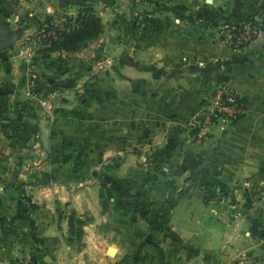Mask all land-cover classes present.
<instances>
[{
	"label": "rangeland",
	"instance_id": "obj_1",
	"mask_svg": "<svg viewBox=\"0 0 264 264\" xmlns=\"http://www.w3.org/2000/svg\"><path fill=\"white\" fill-rule=\"evenodd\" d=\"M168 1L69 0L55 13L74 14L91 4L103 22L96 37L47 51L33 27L6 48V60L0 57V66L14 76L0 97V117L6 122L0 217H69L62 227H68L72 237L67 240L75 246L52 261L38 259L41 264H134L135 255L158 251L155 264L163 263V251L165 264L171 259L173 264L185 252L176 234L187 229L184 217L208 215L210 202L221 198L230 207V188L198 184L206 172L202 163L193 160L182 169L185 160L149 152L147 111L132 107V41L160 25L163 15L157 10ZM5 4L7 15L11 5ZM238 8L231 2L227 13L215 11L219 34ZM17 18L11 21L15 26ZM130 19H137L133 30ZM138 101L145 108L146 100ZM7 202H16L19 211L4 208ZM250 231L262 237L264 247V223L253 222ZM109 245L118 249L109 253ZM140 261L146 264V255Z\"/></svg>",
	"mask_w": 264,
	"mask_h": 264
},
{
	"label": "crops",
	"instance_id": "obj_2",
	"mask_svg": "<svg viewBox=\"0 0 264 264\" xmlns=\"http://www.w3.org/2000/svg\"><path fill=\"white\" fill-rule=\"evenodd\" d=\"M68 1L19 0L9 15L0 7V21L19 36L37 28L45 13L61 10ZM231 2L255 16L263 15L264 0H169L157 10L163 15L158 14L163 18L160 25L147 34L140 32L130 50L132 107L147 111L143 121L149 126V152L185 160L182 169L199 159L202 170L219 174L233 199L230 207L222 205L225 198H221L210 202L213 208L208 215L196 212L184 217L182 227L187 229L176 234L185 252L173 264H231L232 260L252 264L249 255L255 263H264L262 237L250 231L253 222L264 223V40L255 37L243 47H233L220 38L213 16L221 9L227 13L225 7ZM15 17L24 20L17 18L15 26L11 23ZM10 71L0 66L1 98L14 80ZM220 84L245 99L243 116L219 122L201 142L190 141L192 118L205 111L206 98ZM139 99L146 100L145 108ZM4 119L0 117V144ZM3 205L19 211L16 202ZM11 215L0 217V264H18L26 256L48 262L66 247H75L67 240L72 237L68 227H62L69 217H7ZM158 252L135 255L134 264L145 255L146 264H155ZM161 253L165 264L167 256Z\"/></svg>",
	"mask_w": 264,
	"mask_h": 264
},
{
	"label": "built area",
	"instance_id": "obj_3",
	"mask_svg": "<svg viewBox=\"0 0 264 264\" xmlns=\"http://www.w3.org/2000/svg\"><path fill=\"white\" fill-rule=\"evenodd\" d=\"M220 38L230 46L241 47L255 37L264 40V14L253 15L252 20H240L226 24ZM222 27V26H220ZM39 39L43 32L39 30ZM245 112V99L226 84L217 85L205 100V111L193 117L190 123V141L201 142L221 121H235ZM19 264H41L32 256L22 257Z\"/></svg>",
	"mask_w": 264,
	"mask_h": 264
},
{
	"label": "trees",
	"instance_id": "obj_4",
	"mask_svg": "<svg viewBox=\"0 0 264 264\" xmlns=\"http://www.w3.org/2000/svg\"><path fill=\"white\" fill-rule=\"evenodd\" d=\"M18 1L19 0H0L2 5V7H0L3 10V8L5 9L6 7L4 6L6 5L5 2L9 3L11 7L8 9V13L11 14ZM231 14L235 22L240 20H252L254 15L249 10L240 9H234ZM130 20L128 28L133 30L136 27L137 19H133V22ZM37 29L44 34L41 38L46 45L44 49L47 51H53L74 48L80 45V43L86 44L102 31L103 22L100 15L95 12L93 6L87 3L80 7L74 14H68L65 12L63 14H57L55 12L45 13L42 20L37 25ZM194 160L196 163H201L199 159ZM198 180L200 186H226L218 173L205 172L203 175H200Z\"/></svg>",
	"mask_w": 264,
	"mask_h": 264
},
{
	"label": "water",
	"instance_id": "obj_5",
	"mask_svg": "<svg viewBox=\"0 0 264 264\" xmlns=\"http://www.w3.org/2000/svg\"><path fill=\"white\" fill-rule=\"evenodd\" d=\"M18 34L16 32H10L8 29V25L0 21V52H1V58L3 60H6L8 58L6 53V48H8L12 42L17 38ZM114 249H116L115 246L109 245L107 247V251L109 253H114Z\"/></svg>",
	"mask_w": 264,
	"mask_h": 264
}]
</instances>
